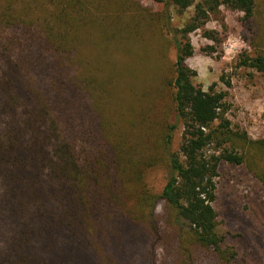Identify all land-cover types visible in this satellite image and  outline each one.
<instances>
[{"label": "trees", "instance_id": "16d2710c", "mask_svg": "<svg viewBox=\"0 0 264 264\" xmlns=\"http://www.w3.org/2000/svg\"><path fill=\"white\" fill-rule=\"evenodd\" d=\"M157 1L180 15L194 8L176 31L175 61L161 82L174 124L162 122L155 107L128 101L121 87L111 89L96 68L84 78L77 74L87 47L107 45L96 34L113 27L112 17H101L110 6L95 8L96 0L0 3V264H93L91 252L100 264H114L133 242L128 230L138 238L139 230L148 232L163 254L161 264H236L212 206L216 179L226 163L246 166L264 183V141L232 127L227 92L195 85L187 60L196 31L220 43L205 27L211 18L224 24L225 7L244 14L250 34L251 51L240 56L238 68L264 75L256 0ZM165 16L154 22L173 31ZM159 166L167 178L154 194L147 173Z\"/></svg>", "mask_w": 264, "mask_h": 264}, {"label": "rangeland", "instance_id": "374dc122", "mask_svg": "<svg viewBox=\"0 0 264 264\" xmlns=\"http://www.w3.org/2000/svg\"><path fill=\"white\" fill-rule=\"evenodd\" d=\"M93 5L95 8L110 6L109 13H101V17H112L114 25L105 33H94L98 40L103 35L107 45L87 47L83 67L75 69L77 74L84 78L96 68L97 76L104 83H110L111 89L124 90L123 97L131 102L135 100L137 105L149 109L155 107L162 122L174 124L177 119L169 111V97L160 91L161 82L175 61L176 41L180 40L176 31L192 18L194 8L180 15L173 5L157 0H96ZM256 11V19L264 31V0H256ZM222 13L224 24L211 18L205 27L218 33L220 43L206 39L205 30L196 31L190 36L194 55L187 64L196 73L195 85L205 91L216 85L218 90L227 92V118L232 127L247 133L253 141H264V75L238 68L240 56L251 51L250 34L243 24L244 14L225 7H222ZM156 15L170 17L173 31L156 25ZM85 36L91 37V29H85ZM3 70L4 58L0 50V74ZM227 82L231 86H227ZM118 87H121L120 91ZM143 94L150 98L142 97ZM182 133L183 126L180 125L175 148L181 143ZM259 174L264 177V164ZM147 175L152 193L160 194L167 178L166 170L155 167ZM216 182L217 200L212 206L218 215L219 230L226 236L227 245L237 253L235 263L264 264V183L246 166L226 163L221 164ZM139 231L141 238L137 231L128 230L133 242L124 244L126 256L116 260L112 257L114 264H161L163 254L157 248L158 244L154 246L147 231ZM109 254L116 256L117 253L110 250ZM91 260L93 264H100L92 252ZM195 264L203 263L196 260ZM206 264H210V260Z\"/></svg>", "mask_w": 264, "mask_h": 264}]
</instances>
